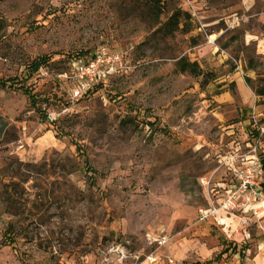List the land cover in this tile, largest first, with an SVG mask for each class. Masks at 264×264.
I'll use <instances>...</instances> for the list:
<instances>
[{
  "label": "rangeland",
  "instance_id": "obj_1",
  "mask_svg": "<svg viewBox=\"0 0 264 264\" xmlns=\"http://www.w3.org/2000/svg\"><path fill=\"white\" fill-rule=\"evenodd\" d=\"M164 1L172 36L130 0H0V264H264V174L199 217L254 147L264 171V0ZM103 47L129 69L46 120Z\"/></svg>",
  "mask_w": 264,
  "mask_h": 264
},
{
  "label": "built area",
  "instance_id": "obj_2",
  "mask_svg": "<svg viewBox=\"0 0 264 264\" xmlns=\"http://www.w3.org/2000/svg\"><path fill=\"white\" fill-rule=\"evenodd\" d=\"M128 69L129 65L120 53L105 47L93 53L87 63L75 62L71 75L68 77L72 84L68 103L60 112L49 113V122L54 123L61 115H67L79 100L88 96L97 86L116 74L126 72ZM260 131L261 135L264 134V127H261ZM251 152L249 163L242 168L232 169L233 181L225 189V193L217 201V205H213L207 210H200L199 217L201 221L214 217L220 211L230 212L237 206H241L240 208L244 213L250 212L252 211V203L263 196L259 188V180L262 178L264 171L256 154L257 147L252 148ZM246 222L244 220V224ZM122 263V259L118 258L111 262L106 261L103 264Z\"/></svg>",
  "mask_w": 264,
  "mask_h": 264
},
{
  "label": "trees",
  "instance_id": "obj_3",
  "mask_svg": "<svg viewBox=\"0 0 264 264\" xmlns=\"http://www.w3.org/2000/svg\"><path fill=\"white\" fill-rule=\"evenodd\" d=\"M132 4L141 11L142 14L147 16L154 24L155 28H157V32L162 33L164 36H172L175 32L184 29H181L182 24H187L184 19V13L180 10H174L169 18L165 21L162 19V16L165 15V5L166 2L164 0H130ZM189 29H186L187 32ZM45 62L43 59H38L34 65V69H38L43 66ZM177 67L180 72H191L193 75H200V69L197 63H191L187 59H181L177 63ZM98 87V86H97ZM96 87V88H97ZM95 88V89H96ZM94 89V90H95ZM93 90V91H94ZM92 91V92H93ZM90 92V93H92ZM257 95H264V92H259ZM45 119H48V115H46ZM208 263H211L209 261Z\"/></svg>",
  "mask_w": 264,
  "mask_h": 264
}]
</instances>
